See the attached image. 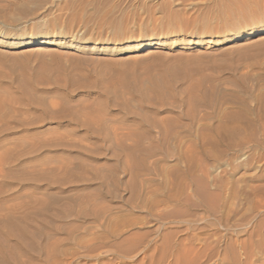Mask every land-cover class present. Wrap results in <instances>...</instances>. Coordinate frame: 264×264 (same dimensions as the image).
<instances>
[{
  "label": "rangeland",
  "instance_id": "obj_1",
  "mask_svg": "<svg viewBox=\"0 0 264 264\" xmlns=\"http://www.w3.org/2000/svg\"><path fill=\"white\" fill-rule=\"evenodd\" d=\"M0 105V264H264V0H0Z\"/></svg>",
  "mask_w": 264,
  "mask_h": 264
},
{
  "label": "bare ground",
  "instance_id": "obj_2",
  "mask_svg": "<svg viewBox=\"0 0 264 264\" xmlns=\"http://www.w3.org/2000/svg\"><path fill=\"white\" fill-rule=\"evenodd\" d=\"M1 106V105H0ZM2 107V106H1ZM1 113V112H0ZM3 113V112H2ZM164 248L162 246V255L161 257L158 259V262H160L164 256H165V252H164V249H166L168 246H167V243L164 244ZM186 253H192V255L194 256H198V255H201L199 254L198 250L195 248V246L189 244L188 247L185 249V253H182L181 251H177V254L176 253H172L173 255H175V259L174 261L172 262V264H187L188 262H192L194 260V258L192 257H186ZM195 262V261H194Z\"/></svg>",
  "mask_w": 264,
  "mask_h": 264
}]
</instances>
